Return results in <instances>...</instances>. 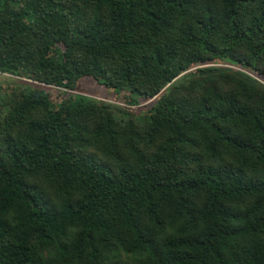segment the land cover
Listing matches in <instances>:
<instances>
[{
    "label": "trees",
    "instance_id": "trees-1",
    "mask_svg": "<svg viewBox=\"0 0 264 264\" xmlns=\"http://www.w3.org/2000/svg\"><path fill=\"white\" fill-rule=\"evenodd\" d=\"M0 75V264H264V0H0Z\"/></svg>",
    "mask_w": 264,
    "mask_h": 264
},
{
    "label": "rangeland",
    "instance_id": "rangeland-1",
    "mask_svg": "<svg viewBox=\"0 0 264 264\" xmlns=\"http://www.w3.org/2000/svg\"><path fill=\"white\" fill-rule=\"evenodd\" d=\"M11 79L14 78L10 77L9 75H0V86L4 85V83H6L8 80ZM59 92H60L59 94H62L64 90L60 89ZM78 93L86 96H90L92 98H97L100 100H106L110 103H114L121 107H128V109H130V112L135 114L137 117H144L145 115H148L150 109L154 104L153 100L147 101L144 99H138L137 105L135 104L131 108V106L129 107V105H127L126 98L129 99L132 96V93H124V92H118L113 89H108L103 83H100L92 79H88L85 82H83ZM55 97L60 98L58 94L55 95Z\"/></svg>",
    "mask_w": 264,
    "mask_h": 264
}]
</instances>
